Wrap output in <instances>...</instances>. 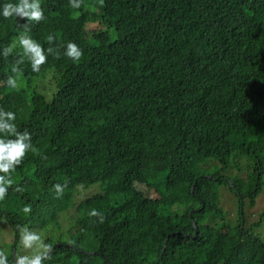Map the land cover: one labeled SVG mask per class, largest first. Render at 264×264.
Segmentation results:
<instances>
[{
	"label": "trees",
	"instance_id": "1",
	"mask_svg": "<svg viewBox=\"0 0 264 264\" xmlns=\"http://www.w3.org/2000/svg\"><path fill=\"white\" fill-rule=\"evenodd\" d=\"M40 3L45 19L27 29L0 16V108L36 149L11 173L24 190L8 189L0 219L16 237L69 220L42 264H264V211L250 212L264 192V0ZM22 33L45 51L39 72L27 57L11 70Z\"/></svg>",
	"mask_w": 264,
	"mask_h": 264
},
{
	"label": "clouds",
	"instance_id": "2",
	"mask_svg": "<svg viewBox=\"0 0 264 264\" xmlns=\"http://www.w3.org/2000/svg\"><path fill=\"white\" fill-rule=\"evenodd\" d=\"M83 0H69V5L73 8H80ZM0 16L5 19L16 17L19 20H26L23 25L25 29L32 22L40 23L44 17V12L41 7L40 0H18V3H6L0 9ZM54 39L53 35L47 37V42L51 43ZM18 44L23 49L21 59L12 67V72L17 73L20 69L18 64L24 62V57H27L30 62L33 72H39L40 66L47 62L44 49L39 43L34 41L30 35L20 34L18 36ZM13 47L5 48V56L13 51ZM52 52L51 48L47 49ZM66 55L73 61H79L83 56L82 50L73 42H68ZM58 58V57H57ZM7 86L16 89L18 87L17 78L9 76L7 79ZM7 119H4V118ZM16 114L12 111H5L0 108V133H5L6 136H15V139H8L0 137V200H3L10 187H13L14 181L11 178V173L15 171L23 163V159L29 150L33 152L36 149L33 147L30 140V133L25 131L20 133L18 127L14 123ZM28 140V143L25 141ZM63 185L57 183L53 185L57 197L63 194ZM14 191L22 192V187H13ZM25 213H29L31 208L25 206L23 208ZM89 216L99 217V223H103L105 216L103 213L92 209L88 212ZM19 240L25 250H30L31 255H16L13 264H42L44 260L51 258L52 246L44 243L40 235L36 232L30 231L28 228L18 225ZM0 264H9L8 256L3 250H0Z\"/></svg>",
	"mask_w": 264,
	"mask_h": 264
},
{
	"label": "rangeland",
	"instance_id": "3",
	"mask_svg": "<svg viewBox=\"0 0 264 264\" xmlns=\"http://www.w3.org/2000/svg\"><path fill=\"white\" fill-rule=\"evenodd\" d=\"M90 21L93 22L92 20ZM97 27H98L97 22L88 24L89 30L95 29ZM36 83L38 84V81ZM47 97L48 99H51V94L50 96H47ZM137 187L145 188V185L143 186L141 184H137ZM222 189L223 187L220 188L221 194H222ZM80 191H81V196L85 198L87 196H90L94 193L101 191V184L97 183L89 187H80ZM150 194L155 196L157 193L155 192V190L151 189ZM222 205L228 211H231V212L236 209L235 195L231 191H228V192L224 191ZM71 211H74V215L77 214L75 209ZM262 211H264V192L258 197L256 206L250 209L251 213L255 212L256 214ZM68 215L71 216V214L67 212V214L65 213V215L62 217L64 218ZM64 219L66 220V222H64L65 223L64 225H66V227H64L63 230H60L61 227L58 223H54V224H49L48 226L44 228H36L31 231L39 234L41 239L44 241V243H46V240L48 238H51V239L53 238L54 240L58 238V240H60V237H65L64 233H66L65 235L69 234V230H68L70 228L69 223H68L69 220L66 218ZM254 231L264 242V221L261 224V226L256 228ZM59 235L61 236L59 237ZM0 248L5 252V254L9 255L10 253H13L15 257L16 255H24V254L31 255V251L25 250L23 248V246L20 243L19 236L17 237L15 236V232L11 229V227L7 224V222L4 219H0Z\"/></svg>",
	"mask_w": 264,
	"mask_h": 264
},
{
	"label": "water",
	"instance_id": "4",
	"mask_svg": "<svg viewBox=\"0 0 264 264\" xmlns=\"http://www.w3.org/2000/svg\"><path fill=\"white\" fill-rule=\"evenodd\" d=\"M192 189L194 190V187H193ZM194 225L196 226V224H194ZM197 234H198V233L196 232L195 237L197 236Z\"/></svg>",
	"mask_w": 264,
	"mask_h": 264
}]
</instances>
